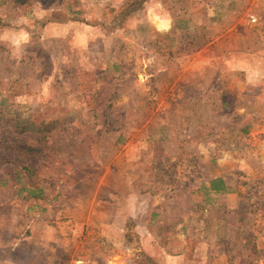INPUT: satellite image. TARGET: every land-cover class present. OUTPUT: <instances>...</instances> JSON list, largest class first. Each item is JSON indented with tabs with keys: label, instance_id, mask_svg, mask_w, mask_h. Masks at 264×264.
I'll list each match as a JSON object with an SVG mask.
<instances>
[{
	"label": "rangeland",
	"instance_id": "obj_1",
	"mask_svg": "<svg viewBox=\"0 0 264 264\" xmlns=\"http://www.w3.org/2000/svg\"><path fill=\"white\" fill-rule=\"evenodd\" d=\"M167 256L264 264V0H0V264Z\"/></svg>",
	"mask_w": 264,
	"mask_h": 264
},
{
	"label": "trees",
	"instance_id": "obj_2",
	"mask_svg": "<svg viewBox=\"0 0 264 264\" xmlns=\"http://www.w3.org/2000/svg\"><path fill=\"white\" fill-rule=\"evenodd\" d=\"M211 188L218 192H224L227 190L225 183L220 179L212 181Z\"/></svg>",
	"mask_w": 264,
	"mask_h": 264
},
{
	"label": "crops",
	"instance_id": "obj_3",
	"mask_svg": "<svg viewBox=\"0 0 264 264\" xmlns=\"http://www.w3.org/2000/svg\"><path fill=\"white\" fill-rule=\"evenodd\" d=\"M162 264H176L170 256H167L161 261Z\"/></svg>",
	"mask_w": 264,
	"mask_h": 264
}]
</instances>
